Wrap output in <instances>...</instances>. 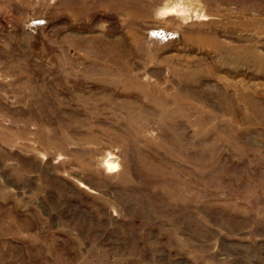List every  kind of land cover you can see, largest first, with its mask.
<instances>
[{"label": "rangeland", "instance_id": "obj_1", "mask_svg": "<svg viewBox=\"0 0 264 264\" xmlns=\"http://www.w3.org/2000/svg\"><path fill=\"white\" fill-rule=\"evenodd\" d=\"M0 264H264V0H0Z\"/></svg>", "mask_w": 264, "mask_h": 264}, {"label": "built area", "instance_id": "obj_2", "mask_svg": "<svg viewBox=\"0 0 264 264\" xmlns=\"http://www.w3.org/2000/svg\"><path fill=\"white\" fill-rule=\"evenodd\" d=\"M154 37L163 38L165 40H168L169 38L170 39L172 38V36H167L166 33H164L163 31H155L154 32Z\"/></svg>", "mask_w": 264, "mask_h": 264}]
</instances>
